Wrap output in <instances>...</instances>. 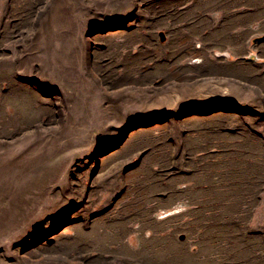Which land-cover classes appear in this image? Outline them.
Segmentation results:
<instances>
[{"label": "rangeland", "instance_id": "374dc122", "mask_svg": "<svg viewBox=\"0 0 264 264\" xmlns=\"http://www.w3.org/2000/svg\"><path fill=\"white\" fill-rule=\"evenodd\" d=\"M263 35L264 0H0V264H264Z\"/></svg>", "mask_w": 264, "mask_h": 264}, {"label": "bare ground", "instance_id": "6f19581e", "mask_svg": "<svg viewBox=\"0 0 264 264\" xmlns=\"http://www.w3.org/2000/svg\"><path fill=\"white\" fill-rule=\"evenodd\" d=\"M180 97V94L178 91H171L167 90L165 91L164 95L162 97H150L143 99L141 103H145L149 108H166L174 105L176 102V99L178 100ZM186 98V97H184ZM130 102V96L129 99H127V104Z\"/></svg>", "mask_w": 264, "mask_h": 264}, {"label": "water", "instance_id": "95a60500", "mask_svg": "<svg viewBox=\"0 0 264 264\" xmlns=\"http://www.w3.org/2000/svg\"><path fill=\"white\" fill-rule=\"evenodd\" d=\"M160 40L162 42H164L166 40V35L164 34V32H160ZM261 42H264V35L257 37L253 40V43H261ZM183 239H184V236H181V240H183Z\"/></svg>", "mask_w": 264, "mask_h": 264}]
</instances>
